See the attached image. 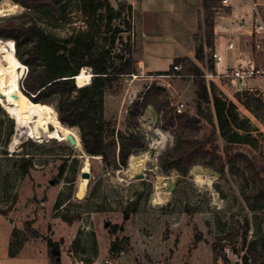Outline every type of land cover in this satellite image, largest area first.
Here are the masks:
<instances>
[{"label":"rangeland","instance_id":"obj_1","mask_svg":"<svg viewBox=\"0 0 264 264\" xmlns=\"http://www.w3.org/2000/svg\"><path fill=\"white\" fill-rule=\"evenodd\" d=\"M65 1L70 23L61 30H49L58 37L86 29L75 0ZM127 1L133 9L135 6L136 48L139 51L143 44L144 51H148L160 45L161 54L151 59L157 63L151 68L166 70L147 72L137 62L135 77L119 78L104 92L101 119L109 124L105 137L108 144H118L117 133L139 135L144 148L133 156H145V162L136 170L130 167L129 158L122 167L112 161L105 163L100 156H87L90 163L87 190L78 199L75 191L84 157L67 141L50 138L34 140L24 136L11 150L14 122L0 105V119L4 120L0 130V264H32L35 250L30 244L47 248L48 241L57 244L58 248L53 250L59 252V257L83 264H241L244 255L249 264H264V198L250 197L253 180L240 160L227 164L221 173L204 164L194 165L184 177L174 170L164 173L159 167V159L172 150L174 135L188 133L175 127L174 117L179 115L175 112L177 103H183L182 113L199 121V137L212 129L206 120L196 116L198 99L194 81L179 74L167 76L170 73L167 64L178 54L170 48L174 40L189 55L190 49L202 44L206 62L212 59L211 51L205 48L215 15L220 11L216 0H196L192 4L185 0L184 8L179 0ZM142 1L145 7L151 6L163 15V30H158L162 36L153 24L147 27L145 36L142 33L137 10ZM22 11L18 6L2 17ZM250 48L257 55L253 41ZM188 59L200 67L207 86L212 84L219 97L234 104L238 121L244 126V130L237 132L254 138L253 146H236L233 153L264 162L260 148L264 141L263 102L247 91L245 84L240 88L232 79L214 82L205 77L206 65L198 64L194 54ZM150 87L163 90L168 106L157 111L155 105H148L137 116L134 127L130 107ZM72 129L80 140L79 129ZM216 144L220 148L224 145L218 135ZM23 163L28 169L26 173L20 168ZM170 179H173L171 187ZM156 190L163 202L152 204ZM27 224L37 238L30 237ZM114 226H117L115 233ZM123 238L128 240L127 251L109 255L110 242ZM19 242L20 250L10 257V246L15 250ZM252 242L256 243L255 257L250 254ZM214 250L219 256L216 261ZM47 256L52 264L55 255L49 256L47 249Z\"/></svg>","mask_w":264,"mask_h":264},{"label":"trees","instance_id":"obj_2","mask_svg":"<svg viewBox=\"0 0 264 264\" xmlns=\"http://www.w3.org/2000/svg\"><path fill=\"white\" fill-rule=\"evenodd\" d=\"M3 1L0 0V4ZM9 1L23 11L0 17V39L14 42L15 56L27 69L21 80L23 94L34 103L51 105L62 125L78 128L80 143L87 156H100L105 163L112 161L125 167L130 156L143 150V140L134 133H117L118 144L106 143L109 124L101 116L104 92L119 78H128L137 71L135 55L140 50L136 48V16L131 4L127 0H75L76 10L82 16L86 29L58 37L49 30H61L70 23L69 7L65 0ZM212 41L211 25L207 47H211ZM194 58L198 64L206 65L208 72H213L214 62L212 59L206 62L202 44L195 48ZM176 66H180L177 74L194 81L198 99L196 116L206 120L212 129L199 137L196 117L186 113L176 115L175 127L188 133L174 135L172 150L159 159V167L164 173L174 170L184 177L194 165L204 164L221 173L227 164L240 160L253 180L250 197L263 199L264 162L233 153L236 146H253L254 141L248 133L241 135L237 132L244 130V126L238 121L234 104L219 97L212 84L206 85L200 67L192 60L175 57L169 71ZM82 70L90 73V81L85 86L77 87L74 78ZM150 104L155 105L157 111L168 106L163 90L150 87L140 101L132 103L130 120L134 127L137 126V116ZM3 123L4 120L0 119V130ZM217 135L224 141L221 148L216 144ZM20 168L24 173L28 170L25 163ZM26 229L30 237H38L37 233L29 230L28 224ZM116 231L117 226H114L112 232ZM127 241L123 238L110 242L109 255L116 256L127 251ZM17 245L15 250L10 246V257L17 254L22 243ZM244 245L243 236L242 248ZM255 245V242L250 244L253 257L256 256ZM54 247L58 248L56 243L47 242L49 256H53ZM57 257L53 256L52 264H59ZM218 258L214 250V260ZM221 258L225 261V255ZM239 262L249 264L245 255Z\"/></svg>","mask_w":264,"mask_h":264},{"label":"crops","instance_id":"obj_3","mask_svg":"<svg viewBox=\"0 0 264 264\" xmlns=\"http://www.w3.org/2000/svg\"><path fill=\"white\" fill-rule=\"evenodd\" d=\"M170 1L175 3L176 0ZM179 1L181 3L180 6L184 8L185 0ZM194 1L196 0H190L191 4ZM250 1L251 0H227V5H222L221 0L216 1L220 11L216 13L212 25L213 41L211 47L205 48V50H209V52H215L221 58V61L218 63H215L212 59L214 62L213 72H206V74H212L210 79L214 82L216 80L221 81V77H218L217 75L221 74L227 67L234 68L241 66L249 68H264V53L256 51L257 55H255L250 48V43L252 41L254 43L256 38L252 33V12L250 10ZM252 1L258 3V10L264 21V0ZM137 10H140V26L144 36L145 32L148 30L147 27H149L150 24H153L155 31L159 36H162V33L158 31L159 29L163 30L162 27L164 24L161 12L158 13L153 11L151 6L145 7L144 1L138 6ZM175 42L177 43L175 40L173 44L170 43V48L178 53L174 55L175 57L186 56L190 58L191 55L193 56L194 50L190 49L188 51L190 55L185 54L184 46L176 44ZM228 43H232V49L226 48ZM144 49L146 48H144L142 44L140 53L135 55L139 68H144L147 72L165 71L166 68L161 70L151 68L157 64L155 61H151V59L159 57L161 54L159 52V49H161L160 45L154 49H149L148 51H144ZM258 54H261L262 56ZM170 64L171 63L167 64V68ZM245 86L248 88L247 91L252 92L253 96L261 100L264 104V77L250 79L246 81ZM260 148L262 149L264 159V141ZM25 246L27 245L25 244L24 247ZM30 247L35 250L33 252L32 264H51L50 259L47 256L46 246L40 244L39 247H37L34 243H31ZM59 264H83V262H74L69 258L65 259L64 257H59Z\"/></svg>","mask_w":264,"mask_h":264},{"label":"bare ground","instance_id":"obj_4","mask_svg":"<svg viewBox=\"0 0 264 264\" xmlns=\"http://www.w3.org/2000/svg\"><path fill=\"white\" fill-rule=\"evenodd\" d=\"M17 4L2 3L0 5V17L14 12ZM26 67L15 56L14 42L0 39V105L14 122V132L10 142L11 150L16 147L22 137L34 140L42 138L67 141V135H73L76 142V151L81 149L79 137L72 128L62 125L57 118V113L49 104L34 103L24 96L20 89L21 80L25 75ZM74 79L77 87L85 86L90 81V75L82 70ZM68 142V141H67ZM145 156L129 157V165L132 169L139 170L145 162ZM90 163L88 157H84L81 172H89ZM200 180L199 177L196 178ZM87 178H80L75 196L82 199L87 190ZM173 184L170 179L169 186ZM166 198V197H165ZM152 204L163 202V197L156 190Z\"/></svg>","mask_w":264,"mask_h":264},{"label":"built area","instance_id":"obj_5","mask_svg":"<svg viewBox=\"0 0 264 264\" xmlns=\"http://www.w3.org/2000/svg\"><path fill=\"white\" fill-rule=\"evenodd\" d=\"M222 5H227V0H221ZM250 10L252 12V33L256 37L254 40V47L256 51L264 53V24L262 22L260 12L258 10V3L250 1ZM134 29H132V32ZM232 43H228L227 49H232ZM212 59L215 63L221 61V58L215 53L211 52ZM179 71V67H173V70L167 75L175 77ZM221 78L232 79L235 81L240 88H243L246 81L250 79L262 78L264 77V68H249V67H241L237 66L234 68H225L221 74L217 75ZM130 77H135V75H131ZM153 77V76H152ZM205 77L210 78L212 74H206ZM184 111L183 103H177L175 105V112L177 114H181Z\"/></svg>","mask_w":264,"mask_h":264},{"label":"water","instance_id":"obj_6","mask_svg":"<svg viewBox=\"0 0 264 264\" xmlns=\"http://www.w3.org/2000/svg\"><path fill=\"white\" fill-rule=\"evenodd\" d=\"M27 72V69L25 70V74ZM76 79V78H74ZM76 84V83H75ZM67 141L69 143L70 146H72L73 148H76V142L74 141V137L73 135H67ZM79 153L83 156L86 157L85 152L83 151V148L81 146V149L79 150ZM81 177L82 178H89V172H81ZM52 255H59V252L57 250H52ZM57 260H59V256L57 257Z\"/></svg>","mask_w":264,"mask_h":264}]
</instances>
